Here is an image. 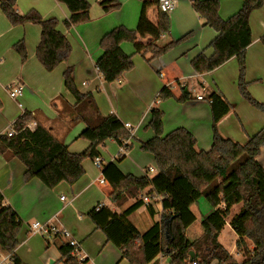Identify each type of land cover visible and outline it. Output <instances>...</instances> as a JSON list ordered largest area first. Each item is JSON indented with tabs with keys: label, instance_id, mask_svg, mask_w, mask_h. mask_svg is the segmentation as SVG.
Masks as SVG:
<instances>
[{
	"label": "trees",
	"instance_id": "16d2710c",
	"mask_svg": "<svg viewBox=\"0 0 264 264\" xmlns=\"http://www.w3.org/2000/svg\"><path fill=\"white\" fill-rule=\"evenodd\" d=\"M59 1L65 3L70 11V16L63 21L67 29L91 20V3L88 0ZM142 1L136 29L119 25L106 32L100 40L103 54L97 60L96 68L107 82L119 81L125 72L135 67V53L151 63L194 37V31H191L169 43H160L161 38L170 33V14L160 10L159 0ZM192 2L194 10L203 19V26L218 32L211 43L191 60L194 72H210L236 57L239 91L244 99L264 113V102L251 94L246 80V51L252 43L250 16L263 6L264 0H243L241 8L226 19L220 15V0ZM100 5L105 12H111L120 9L122 3L120 0H101ZM152 7L157 8L156 22L148 13ZM0 8L13 25L33 22L41 26L36 56L48 71L69 59L72 44L58 28L60 21L57 18H44L35 10L22 14L17 9L16 0H0ZM147 37L150 39L148 42L141 40ZM128 41L134 44V54H127L122 48V43ZM261 41L264 45V35ZM14 47L21 59L26 60L28 53L24 41L20 40ZM209 48L213 49L210 55L207 54ZM73 74L74 68L68 67L63 76L75 104L64 103L59 111L60 114L69 112L75 120L86 123L87 127L79 138L88 140L89 146L81 153L71 152L65 142L46 126L42 112L24 110L13 123L17 133L13 136L7 132L0 134V154L6 158L16 157L24 163L26 181L39 178L49 188H55L62 181L73 185L85 174L84 159L100 157L99 147L107 139L125 145L127 152L131 147L128 140L133 136L132 130L116 114L103 115L93 94L79 90ZM172 97L180 102L196 99L187 86L180 88L179 95L170 86H164L155 103ZM204 98L210 103L212 114L213 143L209 150H197V139L186 127H177L164 134V111L153 106L146 127L153 130L154 136L142 141L140 147L154 155L157 173L136 176L122 172L117 162L104 164L102 174L112 187L110 199L116 204L129 198L136 199L124 210L125 214L146 204L144 196L162 195L164 212L161 220L144 233L134 232L127 242L119 246L123 258L130 264H157L155 260L159 255L169 257V264H210L214 260L218 264H264V167L257 160L264 146V127L250 136L245 144L226 138L220 133L218 123L232 110L231 102L219 91H209ZM33 120L37 125L31 130L27 124ZM125 155L121 154L118 160ZM148 187L152 189L143 194ZM200 198H205L216 209L203 216V234L190 239L187 229L196 220L191 205ZM222 203L223 208L219 207ZM240 203L242 208L231 218L230 224L238 234L236 245L245 258L242 262L237 261L219 240L231 207ZM148 206L154 215L153 205L148 203ZM87 215L98 229L106 228L117 217L104 206L100 210L94 207ZM22 226V218L13 206L6 204L0 192V246L10 253L14 264L23 263L16 254ZM56 236L60 238V261L83 264L73 255L74 246L70 241L60 234ZM248 240L252 241L253 248ZM192 250L195 258L191 261Z\"/></svg>",
	"mask_w": 264,
	"mask_h": 264
},
{
	"label": "crops",
	"instance_id": "0c3cea01",
	"mask_svg": "<svg viewBox=\"0 0 264 264\" xmlns=\"http://www.w3.org/2000/svg\"><path fill=\"white\" fill-rule=\"evenodd\" d=\"M88 1L91 3V20L67 29L63 21L70 16V11L65 3L59 0H16L17 9L22 14L35 10L44 18H57L60 21L58 28L70 40L72 53L69 59L52 71H48L36 56V47L41 39V26L33 22L13 25L0 8V134L6 133L24 110H36L42 112L46 126L57 138L65 142L71 152L81 153L86 150L89 141L79 138V134L87 127L86 123L75 120V116L69 112L60 114L59 111L63 109L64 103L75 104L74 96L64 84L63 73L68 67L74 68L73 76L79 90L93 94L103 115L114 113L125 124H138L136 133L135 126L130 124L132 135L137 142H128L132 150L128 151L123 159L118 160L121 153L117 157L103 155L104 147H107L106 141L110 142V146L115 144L114 142L106 140L99 147L103 163L117 162L118 167L125 174H130L127 172L130 168H126L123 164L129 154L139 160L134 170L136 173L131 172V174L151 176L158 171L156 167L154 174H151L152 166H149V163L156 166L154 155L146 152L150 155L144 157L138 147L142 141L154 136L153 130L146 126L150 120V110L155 106L156 97L164 86L169 85L176 95L180 94L182 86H187L193 93L195 87L190 86V81L196 80L202 87V91L197 95L205 97L209 91H219L224 94L233 108L219 121L218 129L224 137L235 142L245 144L250 136L264 127V113L252 106L240 94L239 65L236 57H232L210 72L203 74L194 72L191 60L211 43L218 32L209 26H203V19L193 8V0H181L180 4L169 13L171 30L161 38L160 43H169L191 31H194V37L152 60L151 63L137 59L134 69L125 72L117 81L118 84L105 81L96 68V62L103 54L100 40L106 32L119 25L136 29L143 1L120 0L121 8L111 12L104 11L100 5L101 0ZM242 3L243 0H220V15L224 19L230 17L241 8ZM148 13L156 22L157 8H150ZM250 25L252 43L246 51V80L251 94L257 100L264 102V45L261 41L264 35V4L252 12ZM20 40L24 41L28 53L24 61L14 47ZM141 40L148 42L150 39L147 37ZM122 48L127 54L135 53L132 42H123ZM212 52V48L207 49L208 55ZM162 72L165 76L161 75ZM12 82L24 88L17 99L13 98L6 88V85ZM209 82L214 84L213 88L208 86ZM190 87H193V90ZM65 89L68 93L64 91ZM129 92L137 93V99L131 105V115L124 118L115 104L119 94ZM68 94H71V97ZM204 100L205 98L196 97L184 103L185 118L177 120L171 126L172 130L177 127L189 129L197 139V150H209L213 143L211 107L210 103ZM170 104L163 103L162 107L166 109L165 106L168 107ZM166 121L167 117L164 118V134L171 131L167 128L169 126L166 125ZM33 122L37 124L36 120ZM145 159H148V162ZM92 160V165L84 161L85 174L73 185L62 181L55 188H49L39 178L26 181L24 163L16 157L6 158L0 154V192L4 195L6 204L13 206L23 220L19 251L24 249L22 254L24 259H27L25 252L27 248L31 257L39 258V264H57L60 260L58 236L52 234L55 236V246L51 248L48 238L41 239L37 233L34 234L35 236L30 234L32 224L40 222L67 229L71 237L80 244V253L87 259L84 264H130L126 258H123L120 244L127 242L134 232L144 233L155 222L161 220L164 212L162 195L152 194L154 197L152 196L150 204L153 205L154 215L150 213L148 203L127 215L124 210L136 199L129 198L121 204L114 203L110 199L112 187L107 181L104 183L100 181L98 176L100 174L103 176L102 170L96 166L94 159ZM257 160L264 167V146ZM151 189L152 187H148L143 194H147ZM63 190L69 192L71 197L69 200L63 199L62 196L58 197ZM157 200L160 201L159 208L156 207L157 204L155 205ZM99 203L117 214L116 219L104 229L96 228L95 223L87 215ZM219 207L223 208L224 203ZM241 208V203L231 207L219 237L220 242L239 262L245 258L237 250L238 234L232 228L230 221ZM191 209L196 215V220L188 227L187 235L190 239H196L204 232L203 216L216 208H213L205 198H200L191 205ZM248 242L253 248L252 241L248 240ZM97 251L102 258L99 262L94 261ZM16 254L19 255L18 248ZM19 257L22 260L20 255ZM155 261L157 264H169L170 259L165 255H159ZM210 264H218V261L214 260Z\"/></svg>",
	"mask_w": 264,
	"mask_h": 264
},
{
	"label": "rangeland",
	"instance_id": "374dc122",
	"mask_svg": "<svg viewBox=\"0 0 264 264\" xmlns=\"http://www.w3.org/2000/svg\"><path fill=\"white\" fill-rule=\"evenodd\" d=\"M129 42V41H128ZM131 43V42H130ZM137 59H140V61H145L146 59L142 56V55H140V54H135L134 55V63H135V66H136V60ZM60 65V64H59ZM134 69V68H133ZM193 81V82H192ZM192 81H190V86H192V85H194V87H195V89L193 90V87H190L192 90H193V94H195V95H197L198 93H200L201 91H202V87H201V85L200 84H197V82H196V80H192ZM114 83H116V84H118L117 83V81H114ZM208 86H211V88H213L214 87V84H212V83H210L209 82V84H208ZM238 89H239V87H238ZM64 91H66V93H68L67 92V90L65 89ZM241 94V93H240ZM69 96L71 95V94H68ZM71 97V96H70ZM135 99H137V93H134V92H129V93H121V94H119L118 95V97H117V100H116V107H117V109H118V111H119V113L124 117V118H126V116L127 115H131V105H132V103H133V101L135 100ZM206 103L208 102V100L207 99H205L204 100ZM187 102H189V101H187ZM160 103H162V104H160ZM163 103H171L170 104V106H165V108L166 109H164L162 106H163ZM184 103H186V102H180V101H178L175 97H172V98H169V99H166V100H160V101H158L157 103H156V105L155 106H158L159 108H162V110L164 111V118L165 117H167V121H166V125H168L169 127H167V128H169V130H172L171 128V126H173V124H175V122H177V120H179V119H183V118H185V117H183L184 116V112H185V109H184ZM131 120H133V119H131ZM131 125H134L135 127V133H136V126L138 125V124H135V123H130ZM148 129H150V128H148ZM81 139H83V138H81ZM86 139H84V141H85ZM107 140H109V141H111V142H114L115 144H113V145H111L110 146V142H108V141H106V143H107V147L105 146L104 147V152H103V155L104 156H106V154L107 155H109V156H113V157H117V156H119V153H121V154H124V152H122L121 151V146H120V144L116 141V140H114V139H107ZM81 141H83V140H81ZM88 141V140H87ZM128 142H137V139L136 138H134V135L131 137V138H129V141ZM76 145V144H75ZM140 147V146H139ZM138 147V149L140 150L141 149V147L139 148ZM131 150H132V148L131 149H128V151L129 152H131ZM141 152L140 153H142V155H144V157H146L147 155H150V154H152V153H150V152H148V153H150V154H148V153H146V151H143L142 149L140 150ZM143 152H145L146 154H144ZM125 153H127V151L125 152ZM120 154V155H121ZM129 154V153H128ZM137 157H139V156H137ZM139 158H141V157H139ZM142 160V159H141ZM148 159H145V161H147ZM84 161H86L87 163H90L91 165H92V163H93V160L91 159V158H85L84 159ZM84 161H83V163H84ZM124 166L126 167V168H130L129 170L130 171H127V172H133V173H136V171H134V170H136V162H139V160L136 158V157H134V156H132V155H128L125 159H124ZM148 162V161H147ZM152 166L153 168H155L156 169V166H155V164H150L149 163V166ZM151 174H154V172H151ZM98 177H101V174L98 176ZM61 196H63L64 198H68V200L71 198L70 197V195H69V192L67 191V190H63V191H61L59 194H58V197L59 198H61ZM154 203V202H153ZM157 204V208H159L160 207V201H155V205ZM22 229V228H21ZM20 232H21V230H20ZM20 234L21 233H19V239H20ZM30 234H36V233H32L31 231H30ZM35 236V235H34ZM37 236H39V237H41V239H44V238H48L49 240H50V245H51V248H53L54 246H55V236H53V235H47V236H43L42 234H40V233H37ZM33 237V236H32ZM19 248H20V245H19V247H18V254L21 256V258H22V260H23V263L22 264H39V258H36V257H31V253H30V251H28V249L27 248H25V252H26V258L27 259H24L23 257H22V254H23V252H24V249L22 250V251H19ZM10 255V253L9 252H7L4 248H2L1 246H0V264L1 263H3V264H6L8 261H3V259H4V257H8ZM18 255V256H19ZM92 258H94V257H92ZM101 256H99V251H97L96 252V258L94 259V261L95 262H99V261H101ZM57 264H64L62 261H58V263ZM84 264V263H83Z\"/></svg>",
	"mask_w": 264,
	"mask_h": 264
},
{
	"label": "built area",
	"instance_id": "2783aa9c",
	"mask_svg": "<svg viewBox=\"0 0 264 264\" xmlns=\"http://www.w3.org/2000/svg\"><path fill=\"white\" fill-rule=\"evenodd\" d=\"M181 0H159V8L161 11L166 12V13H171L179 4H180ZM162 76H165V73L162 72L161 73ZM169 86V85H168ZM6 88L10 91V94L13 98H19L20 95L23 93V86L19 85L15 82L9 83L6 85ZM197 99H204L203 95H197L196 96ZM36 122L31 121L30 123L27 124V127L31 130H34L36 128ZM127 128L132 130V127L129 123L125 124ZM7 133L9 136H13L17 133V130L15 129L14 126H10L7 130ZM121 151L122 152H126V148L125 145H121ZM94 163L96 164V166L103 170L104 168V163L102 161V159L100 157H96L94 159ZM156 169L155 168H150V172H155ZM100 181L102 183L106 182L105 178L103 176L100 177ZM62 198L64 199V197L62 196ZM144 201L146 203H150L152 195L149 196H144ZM103 207L102 203H99L96 206L97 210H100ZM30 231L32 233H40L43 236H47V235H52V234H60L61 236H63L64 238H67L70 241V244L72 246H74V251H73V255L77 256L79 259L80 263H84L86 261V259L82 256V254L80 253V244L78 241H76L75 239H73L70 235V232L65 229V228H61L57 225H50V224H43L40 222H35L32 224ZM9 260V261H8ZM5 261H8L6 264H14L13 260L11 258V256L9 255L8 257L5 258ZM193 264H196L195 262Z\"/></svg>",
	"mask_w": 264,
	"mask_h": 264
},
{
	"label": "water",
	"instance_id": "95a60500",
	"mask_svg": "<svg viewBox=\"0 0 264 264\" xmlns=\"http://www.w3.org/2000/svg\"><path fill=\"white\" fill-rule=\"evenodd\" d=\"M195 258V253L194 251H190V260L192 261Z\"/></svg>",
	"mask_w": 264,
	"mask_h": 264
}]
</instances>
